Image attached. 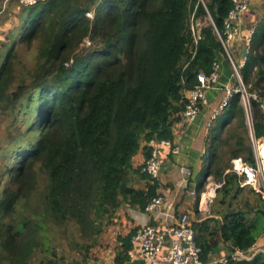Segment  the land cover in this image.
I'll list each match as a JSON object with an SVG mask.
<instances>
[{"label": "trees", "instance_id": "16d2710c", "mask_svg": "<svg viewBox=\"0 0 264 264\" xmlns=\"http://www.w3.org/2000/svg\"><path fill=\"white\" fill-rule=\"evenodd\" d=\"M20 5L19 27L0 61V115L13 124L19 116L26 121L25 129H15L9 161L0 168V264H81L66 261L50 243L46 223L79 227L89 239L77 244L84 262L121 205L144 209L157 194L159 182L134 167L133 157L142 142L172 138L185 91L196 85L197 73L212 71L223 52L217 32L223 37L233 1ZM196 22L197 41L191 29ZM239 74L248 92L264 96V18L255 25ZM250 101L251 129L260 137L262 113L257 101ZM244 114L234 92L214 118L223 117L220 132L208 128L205 138L196 198L207 176L223 184L215 196L220 208L203 217L195 207L191 220L203 263L220 242L231 252L246 251L264 232V201L250 188L255 204L239 200L244 187L236 173H225L232 158L254 161ZM225 128L229 131L222 137ZM142 151L148 158L151 147L145 144ZM41 180L46 183L38 191ZM142 180L145 186L137 187ZM133 232L118 237L114 264H131ZM234 264H264V252Z\"/></svg>", "mask_w": 264, "mask_h": 264}, {"label": "built area", "instance_id": "2783aa9c", "mask_svg": "<svg viewBox=\"0 0 264 264\" xmlns=\"http://www.w3.org/2000/svg\"><path fill=\"white\" fill-rule=\"evenodd\" d=\"M20 4H35L38 0H19ZM233 5L229 9L224 21L223 37L217 32L218 39L222 45L223 51L229 60L232 68V75L236 83L226 88V94L217 110L213 114L211 121L227 104L229 97L234 93L240 94V103L242 104L248 125V135L253 152V163L243 160L241 157L232 158L230 166L225 170L234 172L239 178L240 187H249L252 191L264 201V134L256 137L251 129V101L256 100L262 113L264 122V96L257 93L248 92L245 84L242 82L239 68L243 62L235 65L228 47L233 39L241 33V24L243 15L248 10L251 0H232ZM195 41L200 37L199 23L191 26ZM252 34V33H251ZM250 36L247 38L249 42ZM89 44V41L86 40ZM220 65L217 59L213 62L212 71L209 74L203 71L197 73L196 85L185 91L184 108L180 113V119L175 123L176 128L172 138L157 139L152 138L146 144L151 147L148 158H145L140 165L141 173H144L152 180L159 182L157 194L152 197L144 209V215H147L139 225L134 229L130 237L132 247L137 248L147 264H204L200 258V247L195 241L194 229L189 217V212L181 211L178 208V202L181 196L196 197V189H189L192 171L186 165L178 166V176L174 183L175 195H171V190H163L162 168L163 162L161 153L164 148L168 149L170 154L174 155L180 151V144L174 140L183 129L190 124L199 114L203 106L208 102L207 91L218 88ZM174 124V125H175ZM223 181L217 182L214 188H218ZM182 194L180 197H178ZM130 251V250H129ZM242 251L231 252L227 256L214 260V264H234L241 257Z\"/></svg>", "mask_w": 264, "mask_h": 264}, {"label": "crops", "instance_id": "0c3cea01", "mask_svg": "<svg viewBox=\"0 0 264 264\" xmlns=\"http://www.w3.org/2000/svg\"><path fill=\"white\" fill-rule=\"evenodd\" d=\"M264 18V0H251V4L248 10L243 15V21L241 24V33L235 39H233L228 47V51L234 63L237 65L242 63L245 58L242 57V52L244 47L249 42L247 38L253 32L256 23ZM217 61L220 65L219 70V79H218V88L210 89L207 91V99L208 102L201 111L198 116L188 124L183 131L174 137V140L180 144V151L177 154H170L169 150L164 148L161 153V159L163 162L162 168V179H163V190H170V185L175 183V180L178 176V166L186 165L188 166L193 175L194 179L197 175H200L201 170L204 167L203 156L205 153V138L208 132V126L211 122V117L213 114L217 113V110L226 94V88L231 87L236 83L235 77L232 75V68L229 63L228 58L226 57L225 52L217 53ZM246 116V114H245ZM247 122V119H246ZM251 124V120H250ZM248 127V125H247ZM176 128V124L172 127V133L174 134V130ZM249 139V135H248ZM250 143V139H249ZM145 142L141 143V148L137 152V154L133 157V166L139 167L141 163L144 161L145 156L142 151V147L145 145ZM251 144V143H250ZM208 177V176H207ZM206 177V178H207ZM146 180H142L137 187H144ZM196 183V182H192ZM191 183V184H192ZM168 185V186H167ZM211 185V184H210ZM210 185L207 186V191H202L199 194L198 199H195L194 210L195 207L199 213L203 214L201 216H208L211 213V201L216 196V189ZM249 188V187H248ZM196 189V186H195ZM211 191V192H210ZM206 195V201L203 202V197ZM195 198V197H194ZM193 203V198L185 197V200L181 201V204L178 206L181 211H188L190 220L196 217L195 212L191 214V206ZM130 205V204H128ZM143 209L138 206H134L133 213L127 212L124 215H121L119 219L115 220L118 222V225L121 227V237L127 235L132 229H135L137 225H139L147 215H144L142 212ZM253 212L248 215L249 218H252ZM125 228V229H124ZM119 244V242H118ZM258 252H264V232H260L255 244L248 250L242 251L241 257L244 259H251ZM231 253L226 244L220 242L218 245L217 251H214L210 254L208 260L204 262V264H214V260L227 256ZM128 255L130 257L131 264H147V261L142 258L137 248L131 247L130 251H128ZM115 257V255H114ZM114 264V258H113Z\"/></svg>", "mask_w": 264, "mask_h": 264}, {"label": "rangeland", "instance_id": "374dc122", "mask_svg": "<svg viewBox=\"0 0 264 264\" xmlns=\"http://www.w3.org/2000/svg\"><path fill=\"white\" fill-rule=\"evenodd\" d=\"M22 5H20V1L17 0H0V61L3 59L8 45L11 42L12 31L17 30L20 24V19L22 15ZM235 65H237L235 63ZM222 116H218L216 119L210 122V126L208 127L214 134H217L221 130L222 125ZM251 120V116H250ZM238 122V119H235L229 126H235ZM244 122L247 126L246 116L244 114ZM20 127L21 130L25 129L26 121L22 120V116H19L16 123L13 124L12 118L8 117L5 114L0 115V168L4 163H8L9 161V152H10V140L14 134L16 128ZM228 128V127H227ZM227 128L223 130L222 137H226L228 134ZM247 142L249 143L248 135ZM224 150L227 147H223ZM228 156L226 155V158ZM203 161L205 164L206 157L203 156ZM200 175H197L194 179V175H191V183L198 182ZM5 181V180H4ZM2 181V183L4 182ZM218 181L215 177L208 176L205 178V182L203 184V190L207 191L210 184V187H214V185ZM46 181H40L38 186V191L44 189ZM168 186V185H167ZM171 195H175L176 191L174 188V184L170 185ZM196 183H192L189 185V189H194ZM40 193V192H39ZM179 195V194H178ZM180 194L178 197H180ZM35 196V194H34ZM257 195L252 193L248 187H244L240 192L238 199L248 198L250 203L255 204ZM187 198H193L188 197ZM195 198H193V203L191 206V214L194 213V204ZM185 200L184 196H181L178 206L181 204V201ZM242 203V202H241ZM211 207L209 209H218V202L215 198L211 201ZM210 210V211H211ZM134 206L128 205V203H124L121 207L116 211L115 215H113L112 224L107 227L102 228L99 235H97L96 244L90 249L87 258L83 262L84 257L83 253L78 249L77 244L84 243L89 241V239L82 235L79 227L70 222L66 226H58L52 222L46 223L45 232L47 233L50 243L54 246H57L59 253L65 255L66 261L78 260L81 264H113V258L116 252V247L118 245V237L121 236L120 232L121 227L118 225V222L115 220L119 219L121 215L126 214L127 212L133 213ZM127 215V214H126ZM125 229V228H124Z\"/></svg>", "mask_w": 264, "mask_h": 264}, {"label": "water", "instance_id": "95a60500", "mask_svg": "<svg viewBox=\"0 0 264 264\" xmlns=\"http://www.w3.org/2000/svg\"><path fill=\"white\" fill-rule=\"evenodd\" d=\"M247 52H248V44L244 47V49H243V52H242V57L243 58H246V56H247Z\"/></svg>", "mask_w": 264, "mask_h": 264}, {"label": "bare ground", "instance_id": "6f19581e", "mask_svg": "<svg viewBox=\"0 0 264 264\" xmlns=\"http://www.w3.org/2000/svg\"><path fill=\"white\" fill-rule=\"evenodd\" d=\"M210 188H211V187H210ZM210 192H211V191H210ZM205 198H206V195H204V197H203V200H202L203 202H205Z\"/></svg>", "mask_w": 264, "mask_h": 264}]
</instances>
